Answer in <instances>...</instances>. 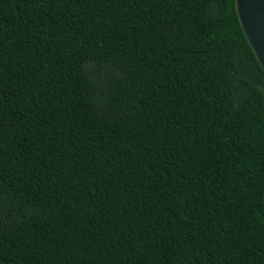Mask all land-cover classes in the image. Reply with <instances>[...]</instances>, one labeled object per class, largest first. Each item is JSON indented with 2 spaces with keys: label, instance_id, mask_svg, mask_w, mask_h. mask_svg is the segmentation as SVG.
<instances>
[{
  "label": "trees",
  "instance_id": "trees-1",
  "mask_svg": "<svg viewBox=\"0 0 264 264\" xmlns=\"http://www.w3.org/2000/svg\"><path fill=\"white\" fill-rule=\"evenodd\" d=\"M0 264H264L234 0H0Z\"/></svg>",
  "mask_w": 264,
  "mask_h": 264
},
{
  "label": "water",
  "instance_id": "water-1",
  "mask_svg": "<svg viewBox=\"0 0 264 264\" xmlns=\"http://www.w3.org/2000/svg\"><path fill=\"white\" fill-rule=\"evenodd\" d=\"M237 19L264 73V0H234Z\"/></svg>",
  "mask_w": 264,
  "mask_h": 264
}]
</instances>
